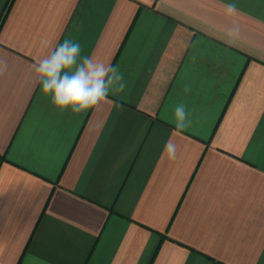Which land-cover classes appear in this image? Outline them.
Here are the masks:
<instances>
[{
  "label": "crops",
  "instance_id": "0c3cea01",
  "mask_svg": "<svg viewBox=\"0 0 264 264\" xmlns=\"http://www.w3.org/2000/svg\"><path fill=\"white\" fill-rule=\"evenodd\" d=\"M66 38L118 66L121 110L42 96ZM0 57V264H264V0H0Z\"/></svg>",
  "mask_w": 264,
  "mask_h": 264
},
{
  "label": "clouds",
  "instance_id": "9594fccd",
  "mask_svg": "<svg viewBox=\"0 0 264 264\" xmlns=\"http://www.w3.org/2000/svg\"><path fill=\"white\" fill-rule=\"evenodd\" d=\"M224 8L228 16L237 13L234 3H227ZM238 39L239 27L230 26L226 30V42L233 44ZM81 52L78 42L66 38L33 65L35 81L40 86L42 96L50 100L60 115L65 112L84 114L102 103H110L121 110V104L109 100L110 95L117 96L126 88L118 66L102 62L95 56H82ZM7 71L8 61L0 57V76H4ZM183 91L190 93V86L185 85ZM171 122L175 134H181L192 125V110L183 102L177 103ZM162 155L170 161L177 159V145L173 139L169 138L165 143Z\"/></svg>",
  "mask_w": 264,
  "mask_h": 264
}]
</instances>
